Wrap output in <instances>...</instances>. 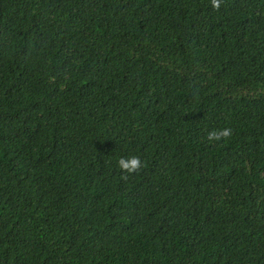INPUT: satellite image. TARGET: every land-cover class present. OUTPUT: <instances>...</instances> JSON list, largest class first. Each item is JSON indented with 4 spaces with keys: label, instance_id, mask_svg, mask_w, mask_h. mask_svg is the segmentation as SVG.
Wrapping results in <instances>:
<instances>
[{
    "label": "trees",
    "instance_id": "obj_1",
    "mask_svg": "<svg viewBox=\"0 0 264 264\" xmlns=\"http://www.w3.org/2000/svg\"><path fill=\"white\" fill-rule=\"evenodd\" d=\"M216 4L0 0V264H264V0Z\"/></svg>",
    "mask_w": 264,
    "mask_h": 264
},
{
    "label": "clouds",
    "instance_id": "obj_2",
    "mask_svg": "<svg viewBox=\"0 0 264 264\" xmlns=\"http://www.w3.org/2000/svg\"><path fill=\"white\" fill-rule=\"evenodd\" d=\"M216 0H213V7H216ZM231 133L230 128H222V129H212L209 130L206 134L207 140L209 142L219 140L223 137H228ZM118 166L128 172H132L140 166V161L136 157H129L127 160L121 158L118 160Z\"/></svg>",
    "mask_w": 264,
    "mask_h": 264
}]
</instances>
